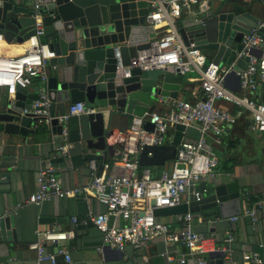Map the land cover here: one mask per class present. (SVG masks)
Wrapping results in <instances>:
<instances>
[{
	"label": "built area",
	"instance_id": "built-area-1",
	"mask_svg": "<svg viewBox=\"0 0 264 264\" xmlns=\"http://www.w3.org/2000/svg\"><path fill=\"white\" fill-rule=\"evenodd\" d=\"M210 1L212 0H148L149 8L144 21L152 25L155 32L149 47L137 51L128 64L123 63L118 45L114 47L115 66L121 75L129 76L135 68L147 71L172 67L180 74L194 70L199 75L201 97L194 102L162 97L158 109L147 112L143 118H135L128 128L118 131L116 141L119 144V156L115 162L126 169L124 173L108 174V163H103V169L99 171L96 161L91 159L88 163L91 172L89 180L79 186L65 188L54 168L47 166L37 173V189L28 195L25 204L38 205L52 197L75 195H81L85 199L95 198L104 204L105 211L95 213L89 210L85 217H72V221L83 225L90 223L101 232L98 250L109 247L122 251L127 245L139 248L151 238L160 237L165 243L180 242L195 252L196 264H208V259L203 255L207 249V237L204 233L193 230L194 214L190 210L177 215L180 226L176 229L156 219L153 211L156 207L180 204L185 193L194 200H199L207 193L206 182L217 175L220 162L215 147L222 142L225 126L235 123L244 110L250 114L249 129L264 134V102L253 96L258 87L264 84V58L250 53L252 48L257 49L264 43V18L248 34L243 35L241 49L236 53L237 57L248 58L246 69L234 72L244 91L241 95L236 94L227 86V75L234 70V63L224 67L208 60L207 55L193 43L184 44L176 26L183 10L193 12V6H197L201 15L199 19L203 21ZM45 3L46 0H30L32 34L25 40L28 44L23 50L15 55L0 53V89L4 88L7 96L26 89L34 79L41 82L38 98L32 102L31 109L23 110L32 112L37 124L48 123L51 119L50 100L45 85L49 59L55 54L48 43L40 40L43 33L41 9ZM3 41L4 35L0 32V42ZM220 101L229 102L240 109H223L218 106ZM97 111V107L84 102L67 105L65 112L57 116L65 140L57 147L59 152H66L71 146L67 141L68 118ZM145 121L154 125L152 130L143 128ZM176 124L196 126L198 135L193 140L182 139L171 166L161 170L159 176L155 177L150 167L139 165L138 153L144 145L166 144L170 131L175 129ZM207 136H210V141ZM261 169L264 178V164ZM188 198L186 201L190 200ZM6 215L0 213V220ZM241 215L254 217V210L244 208ZM239 216H231L229 220L233 221ZM111 217L117 223L110 222ZM217 219L210 220L209 226L215 227ZM70 233L37 231V239L29 244L30 248L36 250L33 264L44 260L55 263L58 253L65 255V259L69 261L70 256L63 249L47 252L45 245L49 241L64 239ZM233 240L234 237L227 231L226 250ZM242 260V264H264L257 252L243 253ZM137 264H145V261Z\"/></svg>",
	"mask_w": 264,
	"mask_h": 264
},
{
	"label": "crops",
	"instance_id": "crops-1",
	"mask_svg": "<svg viewBox=\"0 0 264 264\" xmlns=\"http://www.w3.org/2000/svg\"><path fill=\"white\" fill-rule=\"evenodd\" d=\"M146 1L148 3V0ZM223 1H228L241 11L248 12L250 16L257 18L258 22L264 18V0ZM16 3L23 8L30 7V0H16ZM192 11L183 10L176 21L177 29L190 30L195 25L203 23L206 13L204 20L201 21L197 6H193ZM3 35L4 41L0 42L1 54H18L26 43L28 44L26 39L19 40L17 34L10 42L7 34L3 33ZM257 51L258 56L264 58V49L259 47ZM205 54L208 60H211L208 53ZM48 66L49 77L54 74L56 67L50 64ZM199 81V75L194 70L183 74L176 98L188 102L200 98L202 92ZM40 85L41 82L34 79L26 88L27 96L35 93ZM227 86L236 94L244 93L235 73L227 75ZM253 96L264 102V84L258 87ZM6 97L11 96H7L5 89L1 88L0 99ZM151 97L153 103L147 104L148 110L143 115H132L128 111L126 116H120L117 123L110 126V135L106 138V143L111 146L110 149L98 150L83 144L80 129L87 122L85 114L68 118L67 141L71 146L64 153L57 150L55 139L58 134L52 132L47 122L31 123L32 132L27 135L0 133V213L14 215L15 229V238L0 240V264H33L36 250L30 248L29 244L37 239V231L42 230L71 232L66 238L49 241L45 245L47 252L63 249L70 256V260H66L65 255L58 253L55 263L44 260L39 264H137L140 261H145V264H196L195 252L190 251L180 242L165 243L160 237L151 238L139 248L127 245L122 251L109 247L98 250L101 232L90 223L83 225L72 221V217L78 219L85 217L89 210L95 213L104 212V204L95 198L85 199L81 195H75L52 197L38 205L25 204L28 195L37 189V173L47 166L54 168L61 185L65 188L79 186L89 180L91 172L88 163L91 159L96 161L99 171L103 169V163H108L106 170L108 174L124 173L126 169L119 162H115L119 156L117 132L121 128H128L135 118H143L147 112L158 109L160 98L169 96L152 95ZM140 104L146 105L143 102ZM218 106L230 111L240 109L226 101L218 102ZM250 121L249 112L244 110L235 123L225 126L222 142L215 147L220 161L218 173L206 182L207 193L204 194L214 192L217 185L234 182L239 192L241 212L223 217L218 205L192 212L195 225L207 224V227L202 228L200 232L207 237V249L203 255L208 261L219 259L221 264H242L243 253L257 252L264 263V178L261 169L264 164V134L249 129ZM174 132L175 129L170 131V138L166 144L171 142ZM86 134H88L87 130L84 136H87ZM60 135L61 144L65 140L62 133ZM197 135L196 126H186L182 139L193 140ZM207 140L210 141V136H207ZM172 160L166 161L162 166H149L152 175L158 177L161 170L171 166ZM187 198L190 200L186 201ZM192 200L194 199L185 193L182 202L176 206L154 208V216L167 223L170 228L176 229L180 226L177 215L188 211ZM244 208L254 210V217L241 215ZM234 215L240 216L230 221L229 218ZM45 217H53L54 220L47 221L43 219ZM216 217L218 218L216 226L210 227L209 221ZM110 222L117 223L112 217ZM11 230L10 226L6 232L10 235ZM227 231L234 237L228 250L225 249ZM215 252H223L224 256H216Z\"/></svg>",
	"mask_w": 264,
	"mask_h": 264
},
{
	"label": "water",
	"instance_id": "water-1",
	"mask_svg": "<svg viewBox=\"0 0 264 264\" xmlns=\"http://www.w3.org/2000/svg\"><path fill=\"white\" fill-rule=\"evenodd\" d=\"M203 23L190 30L179 28L185 45L193 43L206 51L212 62L220 65L234 63L235 70H244L248 58L237 57L244 34L258 23L257 18L241 11L228 1L212 0ZM41 12V42L48 43L54 51L49 64L54 65V74L46 81L49 106V124L56 135V146L60 145L61 128L57 116L65 112L67 103L84 102L99 110L87 115V122L81 126L83 144L98 150L110 149L106 138L110 126L117 123L126 112L141 116L153 103L152 95L176 98L183 80V74L168 67L164 69H132L129 76H123L115 66L114 47L118 45L124 64H128L136 52L149 47L155 36L152 25L144 23L148 12L146 0H49ZM31 8L18 6L16 0H0V32L8 36L9 42L17 34L18 39H28L32 34L33 18ZM31 29L28 34L22 33ZM27 33V32H26ZM264 49V43L260 49ZM205 52V53H206ZM252 55L258 56L255 48ZM38 98V88L27 96L26 89L17 90L11 97L0 99V133L27 135L32 132L31 123L36 116L24 109H31ZM143 102L146 105H141ZM57 112V113H56ZM153 124L146 121L143 128L152 130ZM185 126L176 124L169 144L144 145L137 159L141 166H162L176 156L184 135ZM88 131L87 136H84ZM123 130V128H121ZM5 159V158H3ZM154 204V201H151ZM189 210L198 212L218 205L223 217L240 213V197L234 182L215 186L214 192L192 200ZM53 221V217H45ZM12 227L11 234L7 229ZM207 224L193 226L202 231ZM15 238L14 215L0 220V240ZM224 256L223 252H215ZM208 264H221L219 259Z\"/></svg>",
	"mask_w": 264,
	"mask_h": 264
},
{
	"label": "bare ground",
	"instance_id": "bare-ground-1",
	"mask_svg": "<svg viewBox=\"0 0 264 264\" xmlns=\"http://www.w3.org/2000/svg\"><path fill=\"white\" fill-rule=\"evenodd\" d=\"M30 30H31V29L29 28V30L26 31L27 33H26V32H25V33H22L21 36H25L26 34H28V33L30 32Z\"/></svg>",
	"mask_w": 264,
	"mask_h": 264
},
{
	"label": "trees",
	"instance_id": "trees-1",
	"mask_svg": "<svg viewBox=\"0 0 264 264\" xmlns=\"http://www.w3.org/2000/svg\"><path fill=\"white\" fill-rule=\"evenodd\" d=\"M152 168H154V167H152Z\"/></svg>",
	"mask_w": 264,
	"mask_h": 264
}]
</instances>
